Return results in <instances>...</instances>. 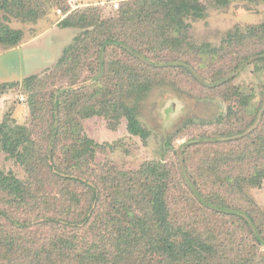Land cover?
<instances>
[{
  "label": "rangeland",
  "instance_id": "374dc122",
  "mask_svg": "<svg viewBox=\"0 0 264 264\" xmlns=\"http://www.w3.org/2000/svg\"><path fill=\"white\" fill-rule=\"evenodd\" d=\"M50 1L51 8L37 23L25 24L0 13L3 32L7 25L23 33L22 42L16 47L9 48L0 42V124L7 120L11 126L26 127L37 142L36 148L42 157L50 161L31 175L29 170L34 169L33 165L27 166L30 168L27 170L10 159L0 146L1 168L32 184L38 197L28 199L25 207L17 208L11 206L5 196H0V231L5 232L12 247L17 239L19 249H32L30 258H24L18 252L15 254L14 250L3 258L0 248V264H35V255H42L41 249L47 248L42 257L50 250L57 238L56 229L61 230L62 225L51 222L50 217H56L41 209L45 198L61 197V188L78 193L82 201L94 197L87 192L86 186L70 187L66 183H72L70 178L79 175L75 172L72 176L73 163L68 162V157L74 146L84 145L85 139L99 146H91L86 160L88 169L85 173L83 168L84 175L81 174L83 181L99 185L98 190H101L105 184L100 177H108L114 171V182L108 186V192L102 190L101 194H96L101 196V201L94 204V215L87 219L88 224L85 223L86 215L74 214L83 226H73L72 232H76L85 245H93V249L98 248L100 252L106 245L105 231L118 235L123 228L117 226L115 219L124 221L122 208L131 207L133 201L128 197L123 201L122 195L117 198L119 181L115 176L122 171L135 172L151 166L159 167L163 174H171L170 210L179 223L196 226L203 220V212L190 192L200 189L205 195H219L225 203L253 207L257 231L263 232L264 236V182L259 188L239 184L244 190L235 191V177L248 178L256 168H264V156L252 155L256 141L259 137L264 138V0H200L206 7L202 19L186 18L180 34L177 28H171V35L182 39L183 49L172 52L170 47L152 51L153 55H161L170 64L161 72L165 73V82L154 84L138 101H129L131 106H137L140 120L150 133L147 141L132 135L125 119L112 129L104 117L81 119L74 113L81 127L66 126L67 117L57 114L55 117L50 104L51 93L59 95L72 83L69 78L57 79L54 83L49 75L78 34L76 29L61 28L60 22L84 9L96 10L94 12L103 19L115 18L119 9L133 0H59L63 2L62 6L56 0ZM31 76L46 77V87L33 89L23 85ZM88 76L85 70L83 78ZM83 78L77 81L76 89L90 93L91 89L86 85L89 83L82 84ZM238 89L251 99L247 109L234 98ZM37 96L38 113L34 115L29 103ZM229 108L241 114L242 126L235 120L224 124L218 122L219 117L227 115ZM257 108L260 116L252 124ZM53 125L57 130L66 131V141L50 135ZM238 130L246 132L237 136L235 131ZM58 169H69L70 175L65 183L59 181L53 185L56 182L53 175ZM109 192L115 195L116 202ZM149 213L150 208L146 214ZM223 220H214L218 225L214 235L222 245L221 253L232 259L235 257V261L242 257L236 264H264V246L252 235L235 230L230 220ZM116 239L110 244L114 245ZM85 245L83 249L86 250ZM95 259L93 264L117 263L115 256L109 258L105 253H102V262ZM208 264H218V261Z\"/></svg>",
  "mask_w": 264,
  "mask_h": 264
},
{
  "label": "trees",
  "instance_id": "16d2710c",
  "mask_svg": "<svg viewBox=\"0 0 264 264\" xmlns=\"http://www.w3.org/2000/svg\"><path fill=\"white\" fill-rule=\"evenodd\" d=\"M50 2V0H0V13H6L11 20L15 19L25 24L37 23L51 8ZM55 2L60 6L63 4L59 0ZM94 11L96 10L77 11L60 22L61 28L76 29L78 34L64 50L55 70L50 72L49 79L54 83L62 78H69L72 81L62 89L61 94L51 93L50 104L53 105L51 112L55 117L56 114L65 115L67 120L64 121V125H70L69 127L72 128L81 127L74 113L81 119L104 117L112 129H116L121 120L125 119L129 132L147 141L150 133L140 120L137 106H131L129 101H138L150 92L154 84L165 82V73L161 72L170 64L161 55L156 53L153 55L152 51L170 47L172 52L177 51L178 48L182 50L184 47L182 39L172 36L171 28H177L180 34L185 19H202L206 7L200 0H133L123 5L115 18L103 19ZM4 27H6L4 32L2 28L0 29V42L9 48L18 46L23 39L22 31L14 30L7 25ZM85 70L89 76L83 78ZM82 78V84L89 83L86 85L90 87V93L85 91L81 93L76 89L77 81ZM45 82L46 77L31 76L23 85L26 84L33 89L45 88ZM234 98L239 99L244 109H247L251 100L239 89ZM37 99L38 96L32 97L29 103L34 115L38 113L35 106L39 102ZM81 106L83 109L79 110ZM259 111L257 108L252 124L259 119ZM231 120L239 122L241 126L244 124L243 117L234 108H229L227 115L218 118L220 124ZM74 122L77 124L75 125ZM245 132L246 130H238L235 131V135L243 136ZM50 133L62 141L67 140L66 131L57 130L54 125ZM83 143L84 145L81 143L74 146L68 157V162L73 163L70 169L72 176L75 172H79V175L70 178L72 183H66L70 187L86 186L87 192L94 197L83 200L86 201L84 203L78 193L61 188V197L45 198L41 209L45 213L53 214L56 218L50 217L49 220L62 225V228L56 229L57 238L49 247L50 250H46L43 257L47 248L41 249L42 255L40 253L35 255V264H93L92 260L95 257L96 262H102V253L109 258L115 256L117 263L114 264H128L132 261L134 264H208L214 261H218V264H236L242 257L235 261V257L232 259V256L221 253L222 245L214 235V230L218 228L214 220L225 221L223 218L230 220L235 230L252 235L258 244L264 246L263 232L257 231L253 207L225 203L219 195H205L200 189H193L190 192L194 203L203 212V220L196 226L187 225L182 221L179 223L173 218L170 210L169 192L173 189L171 174L167 172L163 174V171L155 166L135 172L122 171L115 176L119 181L117 198L122 195L123 201L125 199L127 201V197L133 201V204L129 205L131 207L122 208L124 221L115 219L117 226L123 228L118 231L119 236L105 231L106 245L100 252L98 248L93 249V245H85L83 239L79 240L75 235L76 232H72L73 226L77 225V228L83 226L80 219L76 220L74 214L84 217L86 215V220L94 215L92 214L94 204L101 201V196L96 194H101L102 190L108 192V186L114 182V171H111L112 175L109 174L108 177L104 175L100 177L105 184V188L101 186V190H98L99 185L94 183L89 185L83 181L81 174L84 173L83 168L85 173L88 169L86 160L91 152V146H99L88 139ZM0 146L10 159L26 167L27 170L30 169L27 166L33 165L34 169L29 170L31 175L36 174L35 169H43L45 164L50 162L47 157H42L41 152L36 148L37 142L26 127L11 126L7 120L0 124ZM253 154L264 156V138L262 140V137H259L256 141ZM70 170L58 169L56 175H53L56 180L53 185L65 183ZM263 182L264 168H256L248 178L235 177V191L244 190L239 184L259 188ZM0 196H5L9 204L17 208L25 207L24 204L28 199L38 198L35 196L32 184L12 173H6L1 166ZM109 196L115 201V195L109 192ZM149 208L150 213L146 214ZM88 222L89 220L85 223ZM115 238L117 239L114 245H111L110 241ZM9 241L5 232L0 231L3 258L13 250L15 254L18 252L24 258H30L32 249L31 251L21 247L19 249L20 243L17 239L12 247ZM84 245L86 250L83 249ZM113 249H115L114 254Z\"/></svg>",
  "mask_w": 264,
  "mask_h": 264
}]
</instances>
